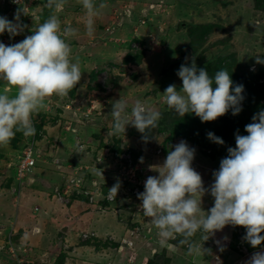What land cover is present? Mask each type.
I'll return each mask as SVG.
<instances>
[{
	"label": "rangeland",
	"instance_id": "374dc122",
	"mask_svg": "<svg viewBox=\"0 0 264 264\" xmlns=\"http://www.w3.org/2000/svg\"><path fill=\"white\" fill-rule=\"evenodd\" d=\"M12 2L15 0H0V16L12 20L20 7L24 12L21 20L28 26L24 33L13 38L10 44H15L42 23L38 13L45 10L46 0H19L15 5ZM96 3H105L107 7L95 18L91 35L86 31L88 17L81 0H66L63 11L57 14L62 27L71 25L78 30L69 43L83 74L71 91L73 94L63 98L53 96L46 101L48 109L33 117L34 136L16 134L9 145L0 146V264H58L60 256L63 264H146L164 247L170 264H245L254 252L264 248L246 252L243 237L239 236V248L245 253L236 252L230 241L235 230H241L240 226H225L205 242L203 233L197 232L194 242H203L204 248L211 249V255L190 253L169 240L161 243L158 230L140 210L137 193L144 190L148 176L158 175V165L171 146L181 140L195 148L192 167L201 174L205 187L213 182L212 172L218 170L223 157H210L213 143L207 138L210 131L202 136L190 132L187 136L177 134L178 130L172 133L169 124L178 114L167 107L163 92L170 84L179 89L182 81L176 73L193 56L196 65L218 56H233L240 73L264 66L255 60L256 56L264 57V5L258 0H96ZM208 23L214 26L204 36L198 51L193 52L198 26ZM135 35L143 41L134 40ZM11 38L7 32L0 34V42L5 45ZM140 50L144 54L139 64L124 61L127 53ZM201 56L203 60L196 61ZM7 87L0 81V91ZM116 100L126 103L129 113L140 100L147 110L160 112L168 125L153 129L147 142L130 125L124 136L113 135L112 104ZM79 105L84 110L91 106L92 115L81 116ZM29 144L33 149L45 151L26 178L18 181L15 149ZM81 147H89L90 151L82 154L83 162L75 168L71 163H75L76 150ZM45 157L49 158L42 163L39 159ZM82 166L90 173L81 174ZM27 177H40L44 182L29 186ZM138 177L141 187L135 185ZM117 181L121 187L116 197L124 205L118 207L119 202L112 200L108 207L99 206L97 201ZM13 186L15 195L9 191ZM82 188L92 189L91 202L78 196L87 193ZM64 189L66 194H62ZM100 189L104 191L100 193ZM127 193L131 195L127 197ZM212 206L210 195L202 197L205 211ZM9 218L16 219V225H9ZM74 218L76 221L71 223ZM67 221H70L68 231H60ZM214 240L220 241V246ZM123 243L127 246L120 251Z\"/></svg>",
	"mask_w": 264,
	"mask_h": 264
},
{
	"label": "clouds",
	"instance_id": "9594fccd",
	"mask_svg": "<svg viewBox=\"0 0 264 264\" xmlns=\"http://www.w3.org/2000/svg\"><path fill=\"white\" fill-rule=\"evenodd\" d=\"M65 3L66 0H46L53 14L38 23L31 35L15 44L0 42V81L8 86L0 91V146L9 145L17 132L25 137L34 136V115L48 109L49 98L68 96L82 78L80 61L73 59L69 43L78 30L71 25L62 27L57 15ZM81 4L88 17L86 31L91 35L95 18L107 5H97L96 0H81ZM22 14L23 10L18 9L12 20L0 16V34L7 32L14 37L24 33L28 26L21 20ZM190 60L182 63L176 73L182 81L179 89L170 84L163 92L167 107L182 117L194 114L201 122L215 121L229 111L234 116L239 114L244 86L234 84L225 69L210 75L205 68L197 67L194 56ZM255 60L264 64V57L256 56ZM112 116L113 135L124 136L130 125L147 142L151 131L159 125L161 113L147 110L140 100L129 113L126 103L116 100L112 104ZM244 131L247 135H240L239 130L234 134L235 147L227 149L218 170L212 172L213 182L208 187L192 167L195 148L184 140L171 146L158 165V175L146 178L144 190L137 193V198L143 215L158 230L161 243L182 237L180 243L186 244L190 253L211 255V249L204 248L203 242L229 225L245 228L243 239L254 249L264 242L261 235L264 233V110L252 116ZM207 138L218 145L224 144L212 132L207 133ZM96 170L103 177L102 171ZM120 187L117 181L109 189L110 199L115 200ZM206 194L213 198V206L207 211L202 207V197ZM197 232L203 233V242L199 244L191 239ZM214 243L220 246V241ZM125 245L122 244L120 251ZM245 264H264V249L254 252Z\"/></svg>",
	"mask_w": 264,
	"mask_h": 264
},
{
	"label": "trees",
	"instance_id": "16d2710c",
	"mask_svg": "<svg viewBox=\"0 0 264 264\" xmlns=\"http://www.w3.org/2000/svg\"><path fill=\"white\" fill-rule=\"evenodd\" d=\"M258 1L260 2V4L264 5V0H258ZM44 7H45V10L39 11V13H38V20L40 22H43L45 19H47L49 17V15L53 14V11L51 9H49L46 5ZM213 26L214 25L210 24V23L198 26L199 30L197 32V42H196V44L193 43V44H195L193 52L198 51L197 48L202 44L204 36L211 30V28ZM133 39L143 41V39L139 35H135ZM143 54H144L143 50H140V51H137L134 53H127V55H125V57H124V61L126 63H131V64L132 63L133 64H139L141 59L143 58ZM201 60H203L202 56L199 57L196 61H201ZM235 66H236L235 58L233 56H229V55L218 56L213 61H210L208 63H204V64L198 63L197 64L198 68H205L209 72L210 75H214V73L219 69H225L230 73L231 79L233 80L234 84H242L244 86V92H243L244 100L242 101V105H241L242 111L239 114L234 116V115H232L231 111H229L224 116L219 117L215 121H211V122H201V120L198 117H196L194 114H185L183 117L180 115H175L174 120H172L171 123L169 124L172 127V133H175V131L178 130L177 134L186 135L187 133L190 132L193 134V136H195V134H196V136L198 134H199V136H202L203 134L206 133L207 130H209L210 132L214 133L215 136L222 138L224 141L223 145H218L214 142L213 143L211 142L212 144H211L210 148H212V149H211V151H209L210 153L208 152L210 154L211 158H215L218 156L224 158L227 155V149L229 147H235V135L234 134L237 132V130H239L240 135H247V133L244 131L245 125L251 123L252 116L254 114H256L257 112H259L261 110H264V66L258 67L256 69V71H254V72H250V73L244 72L246 74L240 73L239 71H237ZM260 80H262V81H260ZM213 87H215V85H213ZM69 94H73V92H70ZM69 98L72 99L73 97L71 96ZM70 102L73 104H76V102L74 100H72ZM79 106L77 107L78 113H80L81 116H83L84 118H89L90 115L86 117L84 115L85 110L81 109V106L80 107ZM74 108H72V109H74ZM167 123H168V121H166L164 116H161L160 121H159L160 128H162L164 125H168ZM74 124H76V123H74ZM164 128H167V126H165ZM193 131H197L198 133H195ZM16 134L24 136L22 133H19V132H17ZM191 138H193V137H191ZM22 146L23 145H21L15 149V153H14V159H15L14 164H15V166L17 164V158H16L17 153L21 152L24 149ZM77 150H78V148H77ZM77 150H76L77 159H75L76 160L75 163L74 162L71 163V165H73L75 168L82 164V162H83L82 154L90 151L89 147H86V148L82 147L80 149V151L79 150L77 151ZM34 151H37V149H35ZM80 171H81V174L82 173H90V171H87L86 169H84L83 166H82V168H80ZM135 185L141 187L139 177L137 178ZM85 188H88V186L85 185ZM103 189L106 191L105 188H103ZM103 189H100V193H101V191L102 192L104 191ZM82 190L87 191V193L86 194H83V193L78 194L80 199H82L83 201H86V202H91L90 196L93 197L92 189L86 190V189L82 188ZM142 191L143 190H141V192ZM107 193L108 192L106 191V193L103 195V198H101L97 201L99 206L108 207L110 205V202L112 200L107 199V196H106ZM128 195H131V193L130 194L127 193L126 196L128 197ZM73 196H77V195L73 193ZM115 201L119 202L118 207L124 205L123 203L120 205V199H117V197L113 202H115ZM113 202H111V203H113ZM240 228H241V230H239V231L235 230L234 237L230 241L231 247L234 248V250L236 252H240V254H244L245 249H246L245 251L247 252V251H253V250H258V249L264 248V242H262L261 246L254 249L243 238H242L243 239L242 242H243L244 250L241 249V246L239 248V245L241 244V242L239 240V236L244 237L246 234L245 228H243V227H240ZM94 234H95V232H94ZM261 235H264V233H261ZM93 236L95 237L96 235H93ZM115 238H112L111 240L113 242H117V239H115ZM181 239H182V237H177L176 239H170L169 242L173 243L176 247L182 248V250H188V246L186 244L180 243ZM191 239H192V242H194L193 237ZM236 240H237V242H236ZM117 244H118V242H117ZM115 247L117 248L116 243H115ZM165 252H166V247L162 248L160 252L154 253L153 256H151L147 260L146 264H170L171 258L167 257ZM56 261H58V264L64 263V262H62L63 261L62 256L58 257V259Z\"/></svg>",
	"mask_w": 264,
	"mask_h": 264
},
{
	"label": "built area",
	"instance_id": "2783aa9c",
	"mask_svg": "<svg viewBox=\"0 0 264 264\" xmlns=\"http://www.w3.org/2000/svg\"><path fill=\"white\" fill-rule=\"evenodd\" d=\"M18 1L19 0H15L14 3L12 2L13 3L12 5H15L16 3L17 4L20 3ZM15 13H16V11H15ZM17 36H20V35H17ZM14 37H16V36H14ZM14 37H12L11 39H8L6 44L9 45L10 43H13L14 42V40H13ZM90 107L85 109L84 115L86 117L92 114V107L91 108ZM67 128H68V126H67ZM78 146H81V144H78ZM34 150L35 149H33L32 145L29 144L21 152L17 153V156H16L17 164H16V167H15V170H16V178H17L18 181H21L22 179L26 178L27 172H29L31 170V168L36 163V159L40 156V154L38 152L34 151ZM140 182H141V179H140ZM65 189H67V188H65ZM65 189L63 190L62 194H66V190ZM58 196H60V195H58ZM106 196H107V199L112 200V199L109 198V193H107ZM59 198H61V197H59ZM92 199H93V197L90 196V200H92ZM135 229H138V228L135 227ZM87 236L88 235L86 233H84V237L87 238Z\"/></svg>",
	"mask_w": 264,
	"mask_h": 264
},
{
	"label": "water",
	"instance_id": "95a60500",
	"mask_svg": "<svg viewBox=\"0 0 264 264\" xmlns=\"http://www.w3.org/2000/svg\"><path fill=\"white\" fill-rule=\"evenodd\" d=\"M18 42H20V41H18ZM36 182L42 183V182H44V180L42 178H40V177H38V178L37 177H28L27 180H26V183L29 186L32 185L33 183H36ZM50 187H51V185H50ZM76 218H74L72 221L70 220L71 223L72 222H75L76 221ZM70 221L64 222L63 225H62V227H61V229H60V231L67 232L68 231V228H69V225H70L69 224Z\"/></svg>",
	"mask_w": 264,
	"mask_h": 264
},
{
	"label": "crops",
	"instance_id": "0c3cea01",
	"mask_svg": "<svg viewBox=\"0 0 264 264\" xmlns=\"http://www.w3.org/2000/svg\"><path fill=\"white\" fill-rule=\"evenodd\" d=\"M62 117H64V116H62ZM68 126V125H67ZM38 152H40V156H42L43 157V152L45 151L44 149H43V151L41 152L40 150H37ZM49 158V157H48ZM47 157H45V158H41V159H39L40 161H42V163L44 162V161H46V159H48ZM45 159V160H44ZM56 159V158H55ZM38 160V161H39ZM59 164V163H58ZM15 188L16 187H12V190H9L10 191V193H12L13 195H15L17 192H15L16 190H15ZM12 191V192H11ZM10 219V218H9ZM10 223H11V225H16V219L15 220H13V219H10L9 220V225H10ZM38 225V224H37ZM39 227H41L40 225H38ZM37 228V227H36ZM10 231H11V228H10ZM12 234V233H11ZM124 249H125V247H123V249H122V251H124Z\"/></svg>",
	"mask_w": 264,
	"mask_h": 264
}]
</instances>
